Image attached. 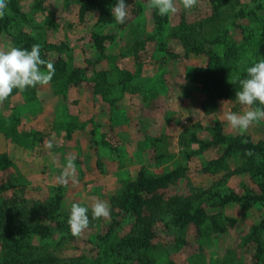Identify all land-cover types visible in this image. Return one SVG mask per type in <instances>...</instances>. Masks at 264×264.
Returning <instances> with one entry per match:
<instances>
[{
	"label": "rangeland",
	"instance_id": "1",
	"mask_svg": "<svg viewBox=\"0 0 264 264\" xmlns=\"http://www.w3.org/2000/svg\"><path fill=\"white\" fill-rule=\"evenodd\" d=\"M6 2L0 48L39 43L55 75L0 104V232L50 224L40 212L52 201L59 220L45 238L0 237V264H264V199L246 208L248 199L219 202L257 191L259 176L243 170L263 158L220 159L226 145L217 137L264 145V121L239 136L223 119L243 111L233 81L264 59V0H198L164 17L145 0H125L129 16L119 25L117 0ZM69 156L78 183L61 186ZM141 173L171 177L120 211ZM97 198L110 205L109 219H92ZM184 200L192 216L196 205L202 213L175 224V203ZM73 203L89 208L79 237L67 224ZM143 233L145 246H118Z\"/></svg>",
	"mask_w": 264,
	"mask_h": 264
},
{
	"label": "clouds",
	"instance_id": "2",
	"mask_svg": "<svg viewBox=\"0 0 264 264\" xmlns=\"http://www.w3.org/2000/svg\"><path fill=\"white\" fill-rule=\"evenodd\" d=\"M198 0H145V6L149 11L155 10L161 17L175 14L177 4L184 10H191ZM7 2L0 0V18L6 14ZM129 5L125 0H117L111 9L115 24H123L129 16ZM41 45L33 44L31 49H23L9 46L7 49L0 48V104L12 94L13 90L24 92L28 88L37 85H48L55 75V67L52 61L41 58ZM239 90L235 92V101L242 106V112L226 111L223 119L227 127L236 135L244 133L255 123L264 121V59H259L246 68V78L237 77ZM241 143H247L242 140ZM49 141L47 147L50 149ZM245 155L252 156L253 152L247 150ZM75 156H69L60 175L56 177V183L67 186L78 183L76 175ZM89 208L73 203L70 207L67 224L70 234L79 237L89 227ZM91 217L96 219L110 218V205L103 200L95 199L91 205Z\"/></svg>",
	"mask_w": 264,
	"mask_h": 264
},
{
	"label": "trees",
	"instance_id": "3",
	"mask_svg": "<svg viewBox=\"0 0 264 264\" xmlns=\"http://www.w3.org/2000/svg\"><path fill=\"white\" fill-rule=\"evenodd\" d=\"M218 144L219 142H222L223 144L226 145L225 147V153H223V156L220 159H224L226 157H230L232 155H236L239 156L241 159H246L247 157L251 160H256L257 158L262 157V161L261 163H259L258 165H250L248 166V168L246 169H241L243 170V172L245 171H249L252 172L253 175L259 176V179H255L256 181H258V190L254 191V190H250V192H247L246 195H230L229 197H224L221 201H219L222 204H229L232 202L235 203H240L241 200H245L248 199L249 201L246 203V205L243 203L242 207L246 208L249 206V204H251V202H257V201H262L264 199V145H253L250 142L247 143H241V141L243 139H239V138H235V137H225V136H221L220 134H218ZM247 150H251L253 152L252 156H247L245 155V152ZM232 152V155H228V153ZM255 167V170L253 169ZM258 167H260L261 169L258 171ZM171 175H168L166 177H158V178H148L147 174L145 173H141L139 174L138 178L132 182L130 184V188H128L126 190V193H124L122 195V199L121 201H119V206H120V211L123 212H130V210H132V206L135 202L140 201L141 200V195L143 193H147V194H151L154 190V188H156L157 186H162V183L165 182L166 180L169 181ZM167 181V182H168ZM199 197V196H198ZM200 200H202V198H199ZM60 200V198H59ZM201 204V202H198ZM191 205H193V203L191 204V201L189 200H184V201H179L177 203H175V208L170 206V209H173L175 213H177V216H175L173 218L175 224H178L180 222H188L191 221L192 218H195L196 216L200 215L202 213L201 209L199 208V206L196 205L195 207V211L193 217L191 215ZM58 202H54L53 201L50 204H45V205H41V214L42 216L46 219H48L50 221V224L45 225L42 224L39 220H37L36 222L32 223V224H24L23 227L19 228H15L13 226V228H7L6 232H0V237L2 238H6V237H12L13 239L15 238L16 243H19L21 241H23L24 238L28 237H32L33 235L35 236H40L41 238H45L49 235H51L54 231V227L51 225V222H56L57 220H59V212H58ZM119 216V214L117 215ZM192 217V218H191ZM181 224V223H180ZM143 228V227H142ZM214 229H216L217 231H223L222 228L217 227ZM143 230V229H142ZM111 234V233H110ZM109 232L107 233L106 237H110ZM26 236V237H25ZM106 237L103 239L104 241H106ZM148 240V235L146 233H143L139 238H136V240H121L119 243V247L122 249H126V248H134L135 244H137L138 242H143V244H141V246H145V242ZM146 240V241H145ZM105 247V246H104ZM110 250H112V248L110 247ZM27 262L26 264H40L42 261L39 259H28L26 258ZM4 264H24L21 263V260L18 259L16 261H13V263H11L10 261L4 263Z\"/></svg>",
	"mask_w": 264,
	"mask_h": 264
}]
</instances>
